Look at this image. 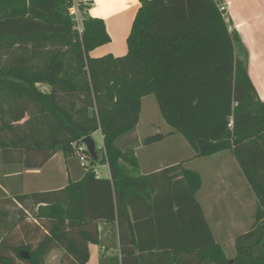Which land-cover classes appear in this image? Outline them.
<instances>
[{"label":"trees","instance_id":"trees-1","mask_svg":"<svg viewBox=\"0 0 264 264\" xmlns=\"http://www.w3.org/2000/svg\"><path fill=\"white\" fill-rule=\"evenodd\" d=\"M138 1L126 54L92 57L110 42L102 20L84 13L79 32L63 0H0L2 170L38 169L57 152L78 160L82 140L102 136L97 161L86 151L91 165L81 179L11 199L15 210L0 222V264H45L56 250L61 262L86 264L98 223L115 221L121 264H264V102L240 38L214 0ZM147 96L193 157L230 152L251 189L253 222L234 238L232 258L197 199L198 172L181 163L139 173L134 133ZM167 135L141 144L158 145ZM96 164H107L110 178L98 177ZM148 232L153 238L142 237Z\"/></svg>","mask_w":264,"mask_h":264},{"label":"crops","instance_id":"crops-1","mask_svg":"<svg viewBox=\"0 0 264 264\" xmlns=\"http://www.w3.org/2000/svg\"><path fill=\"white\" fill-rule=\"evenodd\" d=\"M219 5L225 7L226 20L230 22L231 28H233L247 53V74L256 91L258 99L264 102V0H214ZM86 14L94 19H100L104 22L110 42L106 45L96 48L90 53L93 57H100L106 54H111L115 57L124 56L127 52L126 39L131 29L132 22L135 14L140 6L138 0H86ZM139 125V123H138ZM137 125V127H138ZM136 127V130H137ZM139 146L134 149L135 156L139 163V173L141 175H148L158 173L162 169L178 165L182 163L184 168L186 163L190 161L191 164L196 163L193 170L199 173L197 167V157H191L190 154H186L179 150L178 147H170L172 152L158 153H139L141 149V143L143 138H139L136 134ZM100 133V132H96ZM94 133L91 138L96 134ZM101 136V134H100ZM168 140L176 137V134L170 132L167 135ZM166 137V138H167ZM102 140V136H101ZM167 140V139H165ZM164 140V141H165ZM176 146V145H175ZM58 153V152H57ZM57 153L46 162V164L38 169H23L19 168V165H12V169L2 170L0 167V222L11 218V212L15 210V204L11 199L16 194L21 192L22 194L31 193H43L49 191H56L63 189L68 182L77 181L83 176V166L80 162L74 158L65 159L61 156V166L51 165ZM192 154V153H191ZM217 155V154H216ZM192 159L194 161L192 162ZM235 161V160H234ZM237 170L240 176L244 179L240 172V169L235 161ZM102 168L106 169V175L102 176L94 166L96 175L101 178H110V172L107 164H99ZM19 175L21 176L19 178ZM200 177L201 174L199 173ZM201 180L202 177H201ZM247 184V183H246ZM202 184L200 193L202 190ZM213 186V185H212ZM248 186V184H247ZM218 187V186H217ZM249 187V186H248ZM218 191L217 189H214ZM251 190V189H250ZM252 192V191H251ZM253 194V193H252ZM254 196V195H253ZM203 199V195H202ZM255 200V197H254ZM204 212L205 218L213 214L209 210L211 203L219 204L218 201L211 202H199ZM203 203V204H202ZM256 203V200H255ZM204 207L207 208L208 214L204 211ZM19 207V206H18ZM148 206L142 204L139 208V215L142 221H149ZM219 208V206H218ZM256 208V204H255ZM148 210V211H147ZM217 210V209H216ZM9 212V213H8ZM148 212V214H147ZM255 212V211H254ZM218 220L217 230L224 231L229 228L230 223L233 222L232 218L234 212L229 211L226 216L231 218V222L228 219H224V213L222 210L217 211ZM148 215V216H147ZM254 213H252L253 217ZM7 217V218H6ZM210 218V217H209ZM207 221V220H206ZM228 221V222H227ZM253 222V218L251 219ZM227 222V226H225ZM233 224V223H232ZM230 224V225H232ZM251 225H249L250 227ZM248 227V228H249ZM245 230V232L248 230ZM148 229V228H147ZM230 229V228H229ZM150 231V230H148ZM243 232V233H245ZM98 244H90L88 246L89 259L86 264H121V252H120V240L117 222H99L98 223ZM230 234V233H228ZM142 237L153 238L151 232L144 234ZM235 238V237H234ZM233 238V239H234ZM234 241V240H233Z\"/></svg>","mask_w":264,"mask_h":264},{"label":"rangeland","instance_id":"rangeland-1","mask_svg":"<svg viewBox=\"0 0 264 264\" xmlns=\"http://www.w3.org/2000/svg\"><path fill=\"white\" fill-rule=\"evenodd\" d=\"M94 57V56H93ZM172 132L171 128L164 122L163 118L160 116L156 102L153 96L144 97L141 101V115L139 125L136 130V135L139 138H146L147 136H151L157 133H161L167 135L168 133ZM167 140L159 143L158 145H154L151 147H144L140 146L141 149L139 153H166L172 152L170 147L176 148L178 147L179 150L185 152L186 154H190L192 157V152L187 143L181 138V136L176 135L173 139L174 142L168 140V137L165 138ZM93 141L95 143L96 152L98 155H101V148H102V140L100 133H96L93 136ZM176 145V146H175ZM120 146V143H119ZM89 155V154H88ZM62 154L60 152L57 153L51 165L61 166V159ZM199 173L202 177V190L197 196L199 202H207L211 201H218L219 204L211 203L209 206V211L213 214H209L208 218L206 217L207 223L216 237L218 242L222 245V248L225 251V254L228 259L232 258L234 255V248H233V238L245 232V230L252 224L251 219L253 217L252 213L255 211V200L254 196L244 182L243 178L240 176L237 166L235 164L234 158L230 152H221L217 155L209 156V157H197L195 159ZM194 159H192V162ZM86 166L91 165V159L87 158L85 162ZM196 163L191 164L190 161L186 163L185 167L189 169H195ZM95 169L102 174V176L106 175V169L102 168L99 164L95 165ZM213 185V186H212ZM218 186V187H217ZM217 189L218 191H215ZM203 195V199H202ZM203 204V203H202ZM219 206V208H218ZM204 211L208 214V210L204 207ZM217 209V210H216ZM222 210L224 213V219H228L227 213L231 211L234 212L232 220L233 224L227 225V222H231V218L225 222V226H227L226 232L218 231L217 230V211ZM35 212V209L33 210ZM30 216L27 218L28 226L33 228L36 224L32 221L31 215L32 211H29ZM210 217V218H209ZM218 219V220H216ZM249 229V228H248ZM39 232L41 233L42 230L40 229ZM22 232L15 231L12 235L14 242H20L22 240ZM230 233V234H228ZM40 235V234H39ZM36 236V234H35ZM30 237L29 241L33 244L36 242V237ZM62 251H54L49 254L47 259L45 260V264H67L66 260L60 261L62 258Z\"/></svg>","mask_w":264,"mask_h":264},{"label":"built area","instance_id":"built-area-1","mask_svg":"<svg viewBox=\"0 0 264 264\" xmlns=\"http://www.w3.org/2000/svg\"><path fill=\"white\" fill-rule=\"evenodd\" d=\"M68 4V13L72 17L73 22L76 25V29L81 32L82 31V19L85 11L81 10L80 5L86 6V0H63ZM220 11L225 12V7L223 5H219ZM86 147L82 144L76 149V156L80 164L84 167L87 155H86Z\"/></svg>","mask_w":264,"mask_h":264},{"label":"water","instance_id":"water-1","mask_svg":"<svg viewBox=\"0 0 264 264\" xmlns=\"http://www.w3.org/2000/svg\"><path fill=\"white\" fill-rule=\"evenodd\" d=\"M82 144L86 147V150L91 159H93V161H97L98 156L96 153L95 143L93 139L91 137H86L82 140Z\"/></svg>","mask_w":264,"mask_h":264}]
</instances>
